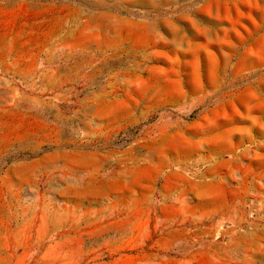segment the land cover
Instances as JSON below:
<instances>
[{
    "label": "rangeland",
    "instance_id": "obj_1",
    "mask_svg": "<svg viewBox=\"0 0 264 264\" xmlns=\"http://www.w3.org/2000/svg\"><path fill=\"white\" fill-rule=\"evenodd\" d=\"M0 264H264V0H0Z\"/></svg>",
    "mask_w": 264,
    "mask_h": 264
}]
</instances>
